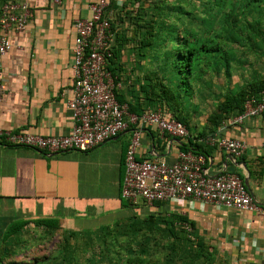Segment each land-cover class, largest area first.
Returning a JSON list of instances; mask_svg holds the SVG:
<instances>
[{
	"label": "crops",
	"instance_id": "1",
	"mask_svg": "<svg viewBox=\"0 0 264 264\" xmlns=\"http://www.w3.org/2000/svg\"><path fill=\"white\" fill-rule=\"evenodd\" d=\"M17 1V0H15ZM30 6L31 15L20 33H10V50L0 61V78L5 90L0 101V129L39 136H63L71 128L70 114L64 106L70 89L71 53L69 50L76 18H88V5L97 0H18ZM124 0H108L115 31H127L128 18L119 7ZM128 10L131 5H127ZM117 17L121 19H117ZM128 34V31L126 32ZM113 74L119 84L116 99L140 109L151 106L145 99V85L155 64L150 57H138L130 45L121 47L114 60ZM264 78H239L229 81L224 92L209 93L211 105L198 103L197 95L186 114L187 138L181 140L190 150L206 157L205 168L214 176L234 174L246 190L264 206V113L231 125L228 117L211 129L206 122L214 111L215 97L246 87ZM205 94V93H204ZM212 99V100H211ZM200 101V100H199ZM214 103V104H213ZM150 105V106H149ZM201 106V107H200ZM210 107V111L208 108ZM206 112V113H205ZM132 127L87 152L74 151L46 155L38 151L0 145V240L12 225H19L4 244L18 245L24 234L60 232L86 235L110 227L134 215L182 216L193 231L215 243L234 264H257L264 257V219L255 213L215 208L208 204L161 203L151 208L127 207L119 197L123 178L124 152ZM202 134V136H200ZM211 135L236 138L244 143L239 158L233 159L204 143ZM177 140L157 130H142L136 159L172 163L179 152ZM194 147V148H192ZM39 222V223H38ZM88 230V231H86ZM23 236V238H22ZM32 243L33 238H25ZM13 243V244H12ZM238 243L237 245H234ZM12 246V247H13Z\"/></svg>",
	"mask_w": 264,
	"mask_h": 264
},
{
	"label": "built area",
	"instance_id": "2",
	"mask_svg": "<svg viewBox=\"0 0 264 264\" xmlns=\"http://www.w3.org/2000/svg\"><path fill=\"white\" fill-rule=\"evenodd\" d=\"M108 5V0H97L88 5V18H76L72 23L73 38L69 47L71 85L64 102L71 120L69 133L44 137L0 129V145L28 148L46 155L69 151L84 153L132 127L124 152L119 193L128 207L142 205L151 208L161 203L182 205L188 201L255 213L264 219V206L253 199L240 178L224 172L209 175L205 168L206 157L200 153L179 151L170 164L162 160L136 159L140 131L157 130L173 139H184L188 132L181 123L165 117L160 108L147 107L134 114L127 111L125 103L116 101L115 91L119 84L107 69L114 43ZM30 15V6L25 1L6 0L0 6V61L11 48L9 34L22 32ZM4 90L0 78V101ZM263 113L264 91H260L248 96L242 111L228 122L235 126L245 118L259 117ZM204 143L233 159L239 158L245 147L236 138L218 135L208 136ZM180 226L190 229L185 223Z\"/></svg>",
	"mask_w": 264,
	"mask_h": 264
},
{
	"label": "trees",
	"instance_id": "3",
	"mask_svg": "<svg viewBox=\"0 0 264 264\" xmlns=\"http://www.w3.org/2000/svg\"><path fill=\"white\" fill-rule=\"evenodd\" d=\"M263 0H203L202 7H205L207 17L212 15H221L217 20L216 32L213 35H207L205 31H199L198 27L191 28L183 26L182 23L176 24V17L171 21H167L168 17L162 18L167 13L183 14L185 18L192 23L193 14L183 10L182 7L172 6L171 8L163 9L159 3H154L144 6L143 0H124L119 7V11L123 10L128 18L127 31H115V27L110 23V29L114 32V43L110 48L111 57L108 59L107 69L112 77H114L113 69L114 60L117 58L121 47L130 45L136 56L144 58L150 57L151 62L155 64L154 71L151 72L150 78L146 76L147 83L145 85L146 101L151 105L159 104L164 107V114L168 115L173 120L181 123L187 129L188 118L186 117L187 110L193 106L192 100L197 95V99L201 101L202 93L207 91L209 87H213L211 80L220 75L223 70V77L228 82L231 76V65L233 60L231 46L223 50L220 44L215 41L223 42L224 44L239 45L241 41L250 42L248 34L241 38L242 28H248L256 39L263 35L258 28L259 20L250 23V27L245 22H241L243 11H257L260 3ZM6 0H0V6ZM111 4V0H110ZM131 5L128 10L127 5ZM136 4V6H134ZM214 9H216L214 11ZM117 19H121L117 17ZM194 20V21H193ZM198 21V20H197ZM198 23V22H197ZM215 29V28H214ZM257 29V30H256ZM202 34V35H201ZM238 63V62H237ZM239 66L241 63H238ZM223 68V69H222ZM264 91V78L248 83L246 87L236 91H229L223 96L221 101L216 100L214 111L206 118L209 124L210 131L216 128L221 120L235 116L242 111V105L248 96ZM115 91V98H116ZM203 98V97H202ZM119 104L125 103L129 113L139 114L142 109L140 106L134 107L127 102H121L116 99ZM149 105V106H150ZM212 132V131H211ZM202 136V134L200 135ZM187 138V137H186ZM179 143V151H192L183 143L182 139H175ZM194 148V147H192ZM128 207V205L126 204ZM167 225L168 235L176 241L180 238L174 230L180 231L181 238L185 239L187 234L181 227L175 224H187L190 231H193V225L182 216H172L170 219H163ZM39 223V222H38ZM20 228V224L10 226L3 234L0 240V264H15L8 261L18 247L4 244L5 241ZM173 228V229H172ZM18 243V241H17ZM13 244V243H12ZM192 244V243H190ZM194 250L184 248L180 255H171L168 258L169 264L173 262L174 256L177 257L181 264H189V260L195 259V254L204 255L206 260L210 259V255H205L202 251V239L196 237L193 244ZM13 246V247H12ZM169 246V245H168ZM185 247V246H184ZM189 247V246H187ZM145 248L140 249L136 255H131L128 258L117 260L118 257H104L109 260L110 264H156L154 258L140 257L144 254ZM170 253H175L170 250ZM193 254L190 256L189 254ZM120 257V256H119ZM72 258L60 260L62 264H70ZM86 262V260H84ZM21 263V262H20ZM23 264V263H22ZM30 264H35L32 262ZM38 264V263H37ZM83 264V263H81ZM232 264V263H229Z\"/></svg>",
	"mask_w": 264,
	"mask_h": 264
},
{
	"label": "rangeland",
	"instance_id": "4",
	"mask_svg": "<svg viewBox=\"0 0 264 264\" xmlns=\"http://www.w3.org/2000/svg\"><path fill=\"white\" fill-rule=\"evenodd\" d=\"M143 2L145 7L154 3H159L165 10L172 6H178L182 7L183 10L190 14L192 12L193 19L195 20H193V23L185 19L191 18V16L185 17V15L177 14V12L167 13V15L162 18L168 17L167 21H171L176 17L177 25L182 23L183 26L186 25L193 29L198 27L200 32L205 31L207 35H213L216 32V27L218 25L217 20L221 18V15L207 17V15H205L206 9L202 7L203 0H143ZM134 6H136V4H134ZM215 10L216 9H214V11ZM257 19L259 20L258 28L263 32L264 0L260 3L257 11L247 10L242 12L241 22H245L248 27H250L251 22ZM246 34H248L247 36L250 38L249 43L241 41L239 45H235L215 41L216 44H220L223 50L231 46L230 49L233 55L231 65L232 80L238 79L239 75L245 76V79H254L258 75L264 74V33L260 38L258 36V39H256L248 28H242L241 33L239 32L238 35H241L242 38ZM237 62L241 63L240 65L242 66H239ZM222 75L223 70H221L217 78L214 77L211 80L213 89L211 88L209 93L214 92L216 94L219 90L224 92L227 81ZM204 93H202L203 98H200L201 101L198 99V103L200 102L201 106H203V104L211 105L210 102H206V91ZM216 98L218 99V96L215 97V102ZM191 102L196 103L193 100ZM210 110L209 107L207 112ZM163 219H165L164 216L160 214L139 216L131 213L127 218L112 224L110 227H104L99 231L86 235H78L75 233L62 235L58 231L48 235L26 233L23 235V241L18 242L16 246L18 248L15 250L16 253L12 254L8 261L15 262V264H30L32 262H35V264H62L60 260L70 257L72 258L70 264H110L109 260L104 259V257H118L117 260H121V258L124 259L131 255L134 256L140 252V249L145 248L144 254L140 257H152L157 261L156 264H169L167 259L170 258L171 255H176V253L180 255L184 248H191V250H194L193 244L196 237H199L202 239V252L205 255L209 254L210 259L206 260L204 255L201 256L196 253L194 255L195 259L188 261L189 264H234V260L228 257L227 254H222L218 251V247L215 243L207 240L196 231H190V229L189 231L185 230L182 226L177 224H175L177 227H181L185 230L187 233L185 239L190 242L181 238L182 235L179 234L181 233L180 231L174 230L178 238L180 237L176 241L173 237L168 235V228L163 222ZM25 238H33L32 243H28ZM170 250H174L175 253H170ZM189 255L192 256L193 254L190 253ZM261 257L262 256L256 260L257 264H264V257ZM84 260H86V262ZM171 264L181 263L177 257L174 256Z\"/></svg>",
	"mask_w": 264,
	"mask_h": 264
},
{
	"label": "water",
	"instance_id": "5",
	"mask_svg": "<svg viewBox=\"0 0 264 264\" xmlns=\"http://www.w3.org/2000/svg\"><path fill=\"white\" fill-rule=\"evenodd\" d=\"M245 186V184H243Z\"/></svg>",
	"mask_w": 264,
	"mask_h": 264
}]
</instances>
